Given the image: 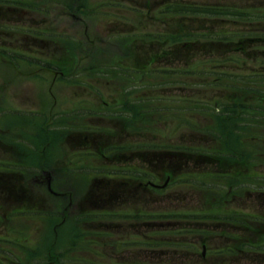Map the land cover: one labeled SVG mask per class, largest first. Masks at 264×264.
Masks as SVG:
<instances>
[{"label":"flooded vegetation","instance_id":"af4514ba","mask_svg":"<svg viewBox=\"0 0 264 264\" xmlns=\"http://www.w3.org/2000/svg\"><path fill=\"white\" fill-rule=\"evenodd\" d=\"M171 2L175 6L168 10ZM47 3V0H0V115L3 114L0 116V264H83L82 258L66 256L59 260V252H50L45 228L50 213L60 218L57 225L66 223L69 217V221L76 219L72 222L86 225L92 220L77 219L81 211L84 214L114 208L143 212L146 205L161 204L162 194L176 190L173 184L178 175L192 168H189L193 161L190 143L178 146L169 143L171 138L162 142L156 134L148 138L149 128L155 123L145 117V103L150 98L143 94L145 69L140 53L136 67L127 64L121 84H113L111 94H71L68 97L71 106L66 110L60 108L64 104L61 94H53L51 90V94H34L30 85L33 79L40 80L50 71L51 82L59 83V77L65 75L64 67L78 63L83 46L44 41L58 26L56 20H50L56 8L50 12ZM154 3L153 8L158 10L148 11L146 15L147 3L132 8L142 13V28L144 17L154 19L153 26L157 29L162 24L169 33L182 25L189 27L193 16L187 9L192 7L236 13L202 14L205 17L199 24L206 27L209 21L225 22L227 16L236 17L237 24L243 25L250 16L253 20L245 24L246 29L236 30V52L242 55L248 52L251 61L256 60L249 80L264 79V0L203 3L155 0ZM56 4L66 8L58 16L73 23L81 21L88 12L78 9L79 3L73 4V8L67 4L65 7L63 1ZM161 17L165 19L160 20ZM83 24L88 30L89 25ZM194 47L181 46L187 50ZM87 49L95 51V43ZM243 64L241 59L236 60V65ZM95 69L91 66L88 70V75L92 71L94 82ZM134 84H137L136 94ZM257 95L260 97L255 102L259 109V104L264 105V95ZM47 96L63 111L52 112L55 118L50 122L52 104ZM4 98L9 99L10 106L1 103ZM251 100L238 104L241 109L249 110L256 107L249 106ZM34 103L38 104L37 112L32 110ZM260 110L264 114V108ZM66 116L75 121L65 124ZM177 157H184L183 164ZM200 158L206 160L202 162H216L213 156ZM81 178L88 180L86 187L74 185ZM51 205L54 211L48 210ZM109 220L112 222L108 225L116 226H122L125 221L133 220L136 224L146 221L143 213L137 219ZM153 222L157 224L158 219ZM73 237L75 241L81 238Z\"/></svg>","mask_w":264,"mask_h":264},{"label":"rangeland","instance_id":"374dc122","mask_svg":"<svg viewBox=\"0 0 264 264\" xmlns=\"http://www.w3.org/2000/svg\"><path fill=\"white\" fill-rule=\"evenodd\" d=\"M58 1H63L65 7L67 4V7L71 6L72 8L73 4L79 3L80 8L78 9L89 13L86 12L81 21L74 20L73 23L68 18L58 16L57 13L66 10L61 5L56 4ZM191 1L203 3L206 0ZM47 2L50 12L56 8V11L52 12L53 18L50 20H56L58 26L52 35L44 37V41L49 40L64 44L73 42L83 44V46L78 63L74 66L64 67L65 75L59 77V83L53 84L51 82L53 72L50 73V71L44 73L40 80L33 79L30 85L34 94H39V92L51 94L50 90L53 94H61L60 98L64 100V104L60 108L65 110L71 106L68 101L71 94H91V92L111 94L112 85L121 84L127 64L136 67L135 61L137 54L140 53L145 70L153 69V67L159 68L155 69L154 72H145L143 79V94L146 95L145 98H150L145 103V117L149 118L151 123H155L153 127L150 126L149 128L148 138H153L156 134L158 135L157 139L162 142L171 138L169 141L171 144L190 143L194 147L212 145L225 147L221 150L223 151L222 155L216 154L220 157L216 159L215 163H208L195 169L194 161H198V159L193 157V161L191 160L189 164V168L192 166L195 171L205 170L204 172L216 173V175H212L206 181L194 179L193 183L196 181L197 186L195 184L189 185L188 188L177 186L176 190L162 194L160 199L163 204L167 201L180 202V205L176 204L177 206L173 203H166L165 210L176 207L177 209H185V211L193 209L192 213L194 214L206 213L204 209L207 206L205 200L201 199L202 193L210 194L207 196L209 203L219 204L218 207L222 213L220 220L207 219L196 224L207 228L209 233L197 237L195 235L187 237L185 235H166L163 238L166 241L174 242L189 240L190 238L191 240L202 239L201 244H206L207 248L211 250L206 260L199 259L200 257L197 258V256L196 258L193 257L191 252L160 248V254L157 253L158 259L155 261L144 252L147 251L146 247L138 249L136 246H131L122 249L117 245V242L128 239L133 234H147L155 228L153 226L131 225L130 223L124 226L110 224L108 226L111 227H107V224L112 221L103 216L107 213L101 214L100 212H95L96 217H91V228L72 222L76 219L69 221L70 217L66 223L60 224L61 226L57 225L56 222H49L45 227L44 223V227L49 230V250L52 252L53 247L56 248L64 241L61 246L66 245L62 249L63 252L67 251V253L65 252L66 256L86 259L87 261H82L83 264L110 262V257L116 262L129 261L127 257L135 258L137 255H140L144 262L147 261L150 264H155V262L158 264H264V195L256 194L259 192L258 190H264V187L257 185L256 180H251L255 185L249 183L243 174L249 173L252 176L255 173L264 174V114L260 110L264 108V105L259 104L258 109L255 102L260 97L257 94L264 95V79L249 80L242 78H248V73L250 74L256 68V60L251 61L246 59L249 56H240L236 52L212 50L215 52L203 53L198 51L193 59L189 55L190 60L186 61V55L180 48L170 49L169 47L174 43L176 46L179 45L182 40L198 39L205 43L209 39H217L219 36L230 37L222 40L232 39L236 41V34L238 35L236 30H245V24L253 19L248 16L243 21V25H238L236 17L233 16L224 17L225 22L223 23H216L213 20L214 24H211V30H208L206 26L195 27L192 32L193 35L184 36L179 42L169 38L166 45L158 47V38L149 35V32L155 29L164 30L163 25L157 29L151 23L153 19L149 18V20L144 17L142 28L140 26L142 13L132 9L143 3L144 5L148 3L151 6L155 0H47ZM110 14L111 16H109ZM191 15L193 20H197L192 22L193 26H199L198 23H201L205 17L201 14ZM84 22L89 25L88 30H86ZM210 23L211 21L208 22V25ZM185 30L190 33L189 28ZM211 31L215 33L211 34ZM221 31L227 34L222 35ZM157 35L159 34L157 33ZM166 38L167 36L164 35L160 37V40ZM91 43H95V51L87 49ZM124 49L128 52L127 55ZM248 49L253 50L252 48ZM157 54L159 56L162 54L159 62H151L147 59ZM167 54L173 59H182L184 62L171 61L169 65H166L170 60ZM239 56L244 63L240 68L236 65V58ZM218 58H226L228 61H219ZM219 62H226V66H218ZM91 66L96 68L95 82L92 78V71L88 75ZM164 67H173L174 69L168 70ZM185 68L187 69L185 70ZM135 87L137 84H134V94H136ZM249 94L253 95L250 96ZM236 96L244 98V101L253 98L254 102L249 105H256V107H250V111H241V106L238 104L239 99H236ZM105 97L108 98V96ZM46 99L52 104L48 116L50 122L55 118V115L51 114L52 112L62 113L63 111L53 105L54 100L51 96H47ZM1 103L10 106L7 98H4ZM38 108V104L34 103L32 110L37 112ZM74 121L73 118L68 119L66 116L64 122L69 125ZM239 155H241L239 159L242 160V163L236 165V157ZM220 158L221 161H219ZM251 160L254 161L251 163L252 165H245V161ZM177 161L183 164L184 157H177ZM239 167L241 170L237 169ZM78 184H81V187H86L89 182L86 178H81V180H75L74 185ZM211 188H215L217 191L222 189L223 194H218ZM173 197H176V200ZM163 204L153 205L154 210L162 208ZM147 207L151 208L152 204ZM48 210L54 211V206H49ZM85 217L83 216V219ZM114 219L118 220L117 217ZM180 223L183 222H171L169 225ZM91 229L101 232H109L110 230L112 237L107 235L92 237L93 235L86 234V231L89 232ZM57 234L62 237L58 236L57 238ZM69 235L81 237L84 246L88 247L90 244L91 248H79L77 240L67 237ZM89 240L94 242H89ZM250 240L255 242L253 245L257 248L256 253L250 252L248 245ZM228 248H234V251H228ZM242 248H244V252L241 253L240 249ZM199 250L202 248L199 247ZM111 252L112 255H110ZM136 252L139 253L136 254Z\"/></svg>","mask_w":264,"mask_h":264},{"label":"trees","instance_id":"16d2710c","mask_svg":"<svg viewBox=\"0 0 264 264\" xmlns=\"http://www.w3.org/2000/svg\"><path fill=\"white\" fill-rule=\"evenodd\" d=\"M227 43L228 44H218V43L217 44H214V43L198 44V48L203 50L204 52H213L211 50H215V49H220V51H221V49H225L226 47H233L236 49V45L232 44L231 42H227ZM197 51H200V50H193V53H192V51L188 50L189 53H192L191 56L196 55ZM225 52H228V50ZM242 109L248 110L246 107H244ZM194 154L198 155V153H196V152H194ZM239 157H241V155L236 157V165L242 163V160L239 159ZM253 162H254L253 160L245 161V165H250ZM254 165H256V164L254 163ZM240 167H241V165H240ZM240 167L237 169L241 170ZM243 174H244V177H247L249 181L253 180V177L251 175H249V174L246 175V173H243ZM257 181H259V180H257ZM252 184L255 185V183H252ZM258 185L264 186V182H258ZM167 217H168V219H174L172 221H180L183 223L165 225V226H163L164 228L160 229L162 233H166V232L171 233L172 232L176 236L185 235V237L191 236V235H195L197 237V236H202L204 234V230H205L204 227L196 225L197 222L203 221L201 218H196L194 216L191 217V216H187L184 214L167 215ZM164 221H166V220H164ZM86 234L101 236V235H103V232H101L100 230H90L89 232L86 231ZM145 237L146 238H144V240L140 243H142L143 246L146 247V249H147V251H145L146 253H149V251H150L149 257L153 259V254L156 251V243L153 242L152 240H149L147 238L148 237L147 235H145ZM201 242H202V240H200V239L191 240V238L189 240H185V239L184 240H178L177 242L170 241V240L164 242L163 240H161L159 245L161 248H170V249H173L176 251L191 252L193 254V257L196 258V256H197V258L200 257L199 259H203L201 250H199V247L202 246ZM100 264H107V263L106 262H100Z\"/></svg>","mask_w":264,"mask_h":264},{"label":"water","instance_id":"95a60500","mask_svg":"<svg viewBox=\"0 0 264 264\" xmlns=\"http://www.w3.org/2000/svg\"><path fill=\"white\" fill-rule=\"evenodd\" d=\"M198 11H201V10H198ZM202 11H206L207 12L208 10H202Z\"/></svg>","mask_w":264,"mask_h":264}]
</instances>
